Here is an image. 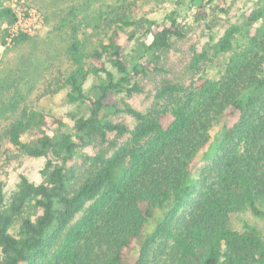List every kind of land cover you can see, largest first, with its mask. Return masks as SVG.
I'll return each mask as SVG.
<instances>
[{
  "label": "trees",
  "instance_id": "1",
  "mask_svg": "<svg viewBox=\"0 0 264 264\" xmlns=\"http://www.w3.org/2000/svg\"><path fill=\"white\" fill-rule=\"evenodd\" d=\"M191 1L202 19L213 0ZM75 10L63 25L73 22ZM12 16L11 8L0 7V18ZM167 19L158 25L121 15L107 41L88 52L72 28L73 68L44 85L41 95L67 85L69 98L86 103L88 113L49 118L28 108L6 126L9 143L44 163L43 179L21 174L9 198L0 179V264H123L134 241L139 247L130 264H264V235L247 223L242 231L229 226L230 214L245 209L264 218V0L249 12L241 48L233 47L241 31L236 25L215 42L216 53L231 51L219 80H165L145 111L108 105L110 92L141 91L138 77L166 70L162 60L172 38L186 35L173 12ZM130 26L135 29L119 41L120 30ZM136 31L149 42L143 61L136 55L129 67L125 48ZM28 37L19 32L12 42ZM207 58V50L194 51L188 70L198 71ZM88 74L103 76L91 94L83 86ZM227 109L234 119L215 138L212 123ZM111 113H126L135 123L114 121ZM200 151L207 161L194 177ZM170 200L143 235L153 210Z\"/></svg>",
  "mask_w": 264,
  "mask_h": 264
},
{
  "label": "rangeland",
  "instance_id": "2",
  "mask_svg": "<svg viewBox=\"0 0 264 264\" xmlns=\"http://www.w3.org/2000/svg\"><path fill=\"white\" fill-rule=\"evenodd\" d=\"M260 1L213 0L205 7V17L197 19L196 7L191 0H0V7H9L15 14H28L30 8L36 9L39 14L37 20L40 21V27L33 35L6 45L8 28L16 18L15 15L9 21L0 18V44L4 45H0V179L4 183L5 196L9 198L15 192L21 174L31 181L40 182L43 179L40 170L44 163V158L27 156L9 143L4 136L6 126L28 108L40 110L49 115V118L61 116L70 119V115L80 116L88 113L86 103L69 98L67 85L54 93L41 95L44 85L49 81L62 79L73 68L67 50L73 27L77 28L76 35L82 40L83 52H88L107 41L115 26L114 20L121 15H130L138 22L142 19L154 20L156 24L161 25L168 22L167 15L173 12L177 21L186 29V35L180 39L172 38V46L162 60L166 70L138 77L141 91L130 94L114 91L110 92L105 100L108 105L121 106L128 103L140 111H145L152 104L153 93L165 80L184 84H189L198 77L219 80L231 51L216 53L215 42L227 27L236 25L241 31L235 34L233 47L241 48L246 43L244 33L249 24V12ZM72 8L76 9L75 19L63 25L62 19ZM258 24L259 22H253L252 25ZM134 29L130 26L124 28V31L120 30L119 41L125 40ZM132 34L134 37L125 48L129 67L136 55L142 56L143 61L144 44L149 42V39L138 31ZM203 49L207 50L208 58L201 63L198 71L188 70L187 64L193 52ZM105 64L109 69H114L109 61L105 60ZM102 78L103 76L88 74L83 85L85 93L91 94L93 86L100 83ZM230 110L227 109L225 114L213 121L210 132L215 138L219 137L224 125L230 124L234 119ZM109 116L129 127L135 123L126 113H111ZM63 129H69L68 125ZM113 138L114 134H110L109 139ZM206 161V155L200 151L196 156L192 176H198ZM170 206L171 200L153 210L152 216L144 224L143 235L154 228L163 212ZM33 211L29 209L26 213ZM18 221L19 219H16L10 228L14 234L18 229ZM245 223L264 235L263 217L250 209L230 214L229 226L232 229L242 231ZM138 247V241H134L123 264H130L135 260Z\"/></svg>",
  "mask_w": 264,
  "mask_h": 264
},
{
  "label": "built area",
  "instance_id": "3",
  "mask_svg": "<svg viewBox=\"0 0 264 264\" xmlns=\"http://www.w3.org/2000/svg\"><path fill=\"white\" fill-rule=\"evenodd\" d=\"M13 16L15 15V22L8 28V34L6 37V45L12 42V37L17 35L19 32H24L27 35H33L37 29L40 27V21L37 20L39 14L34 8H30L28 14H23L19 12L15 14L13 11ZM2 47L3 44H0Z\"/></svg>",
  "mask_w": 264,
  "mask_h": 264
}]
</instances>
